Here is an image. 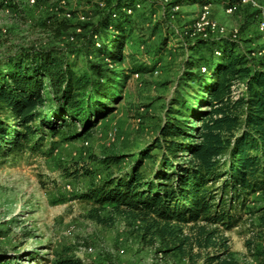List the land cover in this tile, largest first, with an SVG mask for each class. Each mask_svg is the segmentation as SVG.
<instances>
[{
    "label": "trees",
    "instance_id": "trees-1",
    "mask_svg": "<svg viewBox=\"0 0 264 264\" xmlns=\"http://www.w3.org/2000/svg\"><path fill=\"white\" fill-rule=\"evenodd\" d=\"M184 1L190 0L177 2ZM145 2H109L94 26L100 40L86 41L70 54L59 48L34 49L8 59L5 73H0L2 162L46 154L43 146L48 137L50 145L58 136L62 141L82 137L114 111L126 75L147 71L134 60L124 66L136 55L124 53L140 28L133 12ZM5 4L17 7L14 0H0V6ZM70 28L67 20L50 24L56 36ZM97 43V54L118 68L110 69L102 61L84 67L70 60V55L79 57L85 47L90 52ZM217 50L221 54L216 58ZM191 51L183 79L193 96L188 98L183 88L179 90L159 135L131 155L137 158L130 168L121 175L92 180L79 197L94 204L90 217L99 223H108L100 214L105 209L126 216L130 224L139 221L134 227L141 240L159 241L158 251L166 258L177 256L188 264H241L231 254L228 238L212 226L236 227L242 216L237 211L247 207L248 197L264 191V60L239 50L230 37L199 39ZM203 64L211 66L206 74L201 71ZM237 81H244L246 88L235 97ZM128 156H106L102 162L117 163ZM147 158L152 160L150 174L144 170ZM83 173L92 175L89 170ZM260 217V233L246 241L250 250L256 237L264 242V214ZM254 255L264 264V248ZM0 264L22 263L0 255ZM56 264L83 263L66 255Z\"/></svg>",
    "mask_w": 264,
    "mask_h": 264
},
{
    "label": "rangeland",
    "instance_id": "rangeland-1",
    "mask_svg": "<svg viewBox=\"0 0 264 264\" xmlns=\"http://www.w3.org/2000/svg\"><path fill=\"white\" fill-rule=\"evenodd\" d=\"M14 1L17 7L0 6L1 74L7 69L8 59L16 54L55 48L70 54L71 49L84 47L86 41L100 40L94 26L114 0H40L34 5L28 0ZM177 1L146 0L134 9L140 28L131 36L124 53L136 55L124 66L127 68L134 60L147 71L126 75V85L119 94L122 99L110 115L82 137L62 141L58 136L53 145L48 137L43 146L46 154H31L24 161L0 160L1 256L10 255L22 264H56L60 256L66 255L81 261L86 258V264H160L159 241L143 242L135 229L139 221L130 224L126 216L105 209L100 214L108 223H99L90 217L94 204L79 194L92 180L121 175L130 168L137 158L131 155L159 135L179 90L183 88L188 98L193 96L191 87L184 88L183 72L192 55L191 47L199 39L218 40L236 34L239 50L255 60H264V29L259 23L264 0H247L234 13L223 8L221 0H190L181 5ZM203 2L210 4L206 8ZM204 13L224 28L225 35L199 30ZM59 20L71 24L62 36L50 29V24ZM97 48L99 43L90 52L85 47L83 55L69 58L84 67L91 61H102L110 69L118 68V64L99 56ZM203 66L208 67L205 72L201 69L206 74L211 66ZM235 90L240 95L244 88L237 85ZM111 155L129 156L117 163L102 162ZM151 165L152 160L145 159L147 174ZM86 170L92 175L86 176ZM246 206L237 211L242 216L236 227H212L218 226L221 235L228 238L230 252L241 264H260L254 254L264 248V242L256 237L250 250L246 241L260 233L264 191L248 197ZM88 246H94L95 252L87 253ZM174 261L188 264L177 256H164L165 264Z\"/></svg>",
    "mask_w": 264,
    "mask_h": 264
},
{
    "label": "built area",
    "instance_id": "built-area-1",
    "mask_svg": "<svg viewBox=\"0 0 264 264\" xmlns=\"http://www.w3.org/2000/svg\"><path fill=\"white\" fill-rule=\"evenodd\" d=\"M221 1H222V7L225 8L230 13L236 12L238 10L240 4H243V3L247 2V0H239L237 2H230V0H221ZM28 2H29L30 5H34V4H37L39 2V0H28ZM209 4L210 3L204 4L203 7H206L207 8L209 6ZM137 6H140V4H137ZM128 12L129 13L133 12V9H128ZM68 15H70V14H68ZM260 15H259V17H260V19H259V21H260L259 22L260 23V27L262 29H264V13L263 14H260ZM113 16H115V14H113ZM198 25H199V30L209 29L211 31H219L222 34L225 33L224 32V28H220L216 22L210 20L207 17V14L206 13H204V15L201 17V20L199 21ZM235 37H236V34L230 36V38H232V39H234ZM216 53H217V55H220L221 54L220 51H218V50L216 51ZM201 69H202L203 72H205V71L208 70V67L207 66H203ZM237 85H241L244 88V90L246 88L245 83H241V84L239 82L237 84L235 83L233 85V94L235 95V97H238L239 96L236 93V90H235V87ZM95 250H96V248L94 246H88L86 248V252L87 253H93V252H95ZM124 251H125L124 249H121L120 250V252H122V253H124ZM159 258L161 260L160 264H165L163 253L159 252ZM81 259H82L83 264H86L87 259L86 258H83V257ZM50 264H52V263H50Z\"/></svg>",
    "mask_w": 264,
    "mask_h": 264
}]
</instances>
